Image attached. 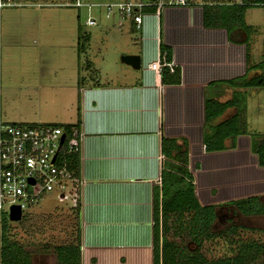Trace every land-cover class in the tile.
I'll return each instance as SVG.
<instances>
[{"label": "crops", "instance_id": "obj_1", "mask_svg": "<svg viewBox=\"0 0 264 264\" xmlns=\"http://www.w3.org/2000/svg\"><path fill=\"white\" fill-rule=\"evenodd\" d=\"M187 1V5L166 6L158 12L154 7L145 9L139 29L130 20V30H140L144 43L141 50L131 52L140 57L137 75L120 61L124 67L116 78L102 81L100 66L84 58V74L79 66H72L71 55L70 67L64 71L63 59L67 50L76 49L73 44L57 46L60 60L50 63L49 69L42 66L40 52L31 60L32 66L18 69L17 77L24 78L18 90L24 95L54 103L60 100L66 102L67 110H74L72 121L56 116L53 122L79 119L78 175L84 184L78 211L73 208L72 212L78 215L74 222L80 226L82 264H153L155 188L161 185L164 137L187 140L189 169L201 204L264 196V167L250 152L247 135L236 137L234 148L210 152L203 147L206 86L255 77L261 70L248 69L249 46L247 52L245 43L229 40L224 28L203 25V6L215 0ZM83 33L90 41V34ZM161 46L179 69L177 84H163L161 73L148 67L161 61ZM78 77L82 78L79 87ZM244 90L219 83L208 94L225 102ZM65 95L68 99H62ZM234 112V107H228L213 124ZM222 143L229 146L230 140Z\"/></svg>", "mask_w": 264, "mask_h": 264}, {"label": "rangeland", "instance_id": "obj_2", "mask_svg": "<svg viewBox=\"0 0 264 264\" xmlns=\"http://www.w3.org/2000/svg\"><path fill=\"white\" fill-rule=\"evenodd\" d=\"M79 1L83 4L79 7H21L0 10V121L55 123L52 120H55L56 116L68 121L73 120L74 110H67L68 105L64 104L66 102L57 100L54 103L51 102L52 99L46 98L39 100L37 97V99L28 97L18 90L24 79L17 77L18 69L25 65L32 66L31 60L35 59L37 52L41 53L42 66L46 65L49 69L50 63L53 65L55 59L60 60L61 48L57 46L67 44L77 46L78 35L88 32L90 41L86 54L81 55L79 59L77 47L67 50L68 54H65L63 59V63L67 65L64 64L63 68L65 71V67H70L68 61L74 56L72 66L77 69L79 66L82 70L85 64L84 58H87L94 65L102 68V81H104L115 79V75L124 67L120 62L122 55L138 52L144 46L140 30L131 31L130 19L121 18L116 7H113L106 16L107 12L103 4L122 0ZM90 18L95 20L94 24L86 25ZM245 20L253 28L248 39L249 61L251 65L261 63L263 65L264 7L247 8ZM131 71L137 75L140 69ZM62 99H68V96L65 95ZM60 114L62 115L59 116ZM246 114L248 129L255 133H264V87L246 90ZM72 210L70 202L59 201L57 192H51L33 207L24 210V214H27L26 226L8 220L9 239L24 244L33 252V264H54V256L50 252L41 250L75 241L78 232L74 222L75 213ZM226 212L221 213V217L216 220L214 229L235 224L238 227L237 237L240 240L264 242V215L248 217L238 215L233 222H226L228 216ZM226 251L227 247L219 240L207 241L203 246L204 253L216 256Z\"/></svg>", "mask_w": 264, "mask_h": 264}, {"label": "trees", "instance_id": "obj_3", "mask_svg": "<svg viewBox=\"0 0 264 264\" xmlns=\"http://www.w3.org/2000/svg\"><path fill=\"white\" fill-rule=\"evenodd\" d=\"M208 2V5L203 6V25L224 28L229 40L245 43L248 52V39L253 28L245 22V11L251 6L264 7V0H239L238 3L235 0ZM147 8L153 6L143 7L142 12ZM242 33L244 36L239 40ZM88 41V34L78 35V55L84 52ZM160 51L161 82L179 83V69L175 65H168L172 62L169 51L162 46ZM164 62L167 64H163ZM252 68H259L260 75L211 82L206 86L203 147L205 151L210 152L234 148L236 137L247 135L250 139V152L256 156L258 166L264 167V133H255L248 129L246 91H236L233 97L225 102L209 97L208 94V91L219 83L242 89L264 87V64L249 65L248 69ZM81 81L82 78L78 77V87ZM228 107H234L235 112L229 118L213 124V121ZM50 124L63 128L67 133L71 127H79V119L75 123ZM224 139L230 140L229 146L222 143ZM161 148L165 162L161 169V185L155 188L153 264H264V242L240 240L237 237L238 227L235 224L214 229L216 220L226 211L228 214L226 222H233L238 215L247 217L264 215V196H249L215 205L201 204L189 169L187 140L164 137ZM68 162V168L78 174V152L69 155ZM75 209L78 211V207ZM18 222L26 226L27 217H23ZM7 223L6 213H0V264H33V252L24 244L9 239ZM75 226L78 232L75 241L57 244L51 249L42 248L41 251L50 252L54 256V264H82L80 226L77 222ZM218 240L227 247L226 253L216 256L203 252L205 242H218Z\"/></svg>", "mask_w": 264, "mask_h": 264}, {"label": "built area", "instance_id": "obj_4", "mask_svg": "<svg viewBox=\"0 0 264 264\" xmlns=\"http://www.w3.org/2000/svg\"><path fill=\"white\" fill-rule=\"evenodd\" d=\"M187 0H122L106 3V16L116 7L121 18L128 17L135 29L142 21V8L153 6L155 11L166 6L187 5ZM79 0H0V9L6 7H79ZM87 6H89L87 4ZM95 20H87L88 25ZM121 25V21L118 22ZM167 64V63H163ZM169 66L174 65L172 62ZM149 69L160 72L161 62L149 63ZM65 137L60 143L62 134ZM82 132L50 123L0 121V213L8 216L12 205L19 207L21 219L24 210L33 207L42 197L57 192V199L78 207L83 179L68 168V156L79 151ZM160 182V177L158 178Z\"/></svg>", "mask_w": 264, "mask_h": 264}, {"label": "water", "instance_id": "obj_5", "mask_svg": "<svg viewBox=\"0 0 264 264\" xmlns=\"http://www.w3.org/2000/svg\"><path fill=\"white\" fill-rule=\"evenodd\" d=\"M120 61L124 64L131 66L134 69H138L140 66V57L134 54H126L120 57ZM65 134L63 133L60 137V143H62ZM8 220L18 222L21 220V212L18 206L12 205L9 208Z\"/></svg>", "mask_w": 264, "mask_h": 264}]
</instances>
